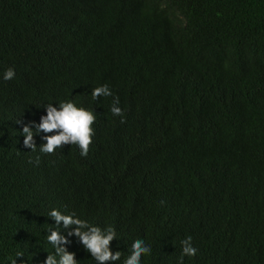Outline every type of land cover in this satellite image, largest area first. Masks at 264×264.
Here are the masks:
<instances>
[{"label":"trees","instance_id":"trees-1","mask_svg":"<svg viewBox=\"0 0 264 264\" xmlns=\"http://www.w3.org/2000/svg\"><path fill=\"white\" fill-rule=\"evenodd\" d=\"M68 101L96 117L86 157L41 152ZM53 209L114 230L105 264L138 239L181 264L188 236L183 264H264V0H0V264H100Z\"/></svg>","mask_w":264,"mask_h":264},{"label":"clouds","instance_id":"clouds-1","mask_svg":"<svg viewBox=\"0 0 264 264\" xmlns=\"http://www.w3.org/2000/svg\"><path fill=\"white\" fill-rule=\"evenodd\" d=\"M15 77V71L9 68L3 75L5 80H12ZM93 99H97L101 96H112L108 85L96 87L91 93ZM119 105V98L115 97L111 112L116 116H123V112ZM96 117L92 111L87 110L83 107H77L74 102H62L60 104V110L58 111L51 104L47 107V116L41 117L42 123L35 125L38 131H44L47 133L56 132V135H49L43 137L47 141L46 144L41 145V152L51 154L54 153L58 147L76 144L81 149V155L87 156L90 145L93 143L94 129L93 124L95 123ZM125 120H121V123H125ZM23 133L26 136L24 139V145L32 150L35 149L33 142V133L29 130V127L23 128ZM50 216L54 218L57 223L63 221L65 227L69 225H77V229L74 232H70L69 236L76 235L80 237L81 242L86 246L87 250L92 254L95 260L99 261L100 264L110 260H119L120 253H113L110 251V244L115 239V232L113 229L108 228L107 234H102L101 229L95 226L90 228V232H81V228L88 227L86 221L81 219H73L72 216L62 215L59 210L53 209L50 212ZM61 237L58 232L52 231L51 235L47 237V240L52 244L56 245L61 241ZM63 242L68 243L66 237H63ZM182 255L180 257L181 264L185 256L195 257L197 249L192 245V238L188 236L182 242ZM57 251H61L57 249ZM150 247L145 245L143 240H135L131 247V256L126 259L125 264H140L141 257L150 254ZM18 258H21V254H17ZM11 264H17V259H13ZM46 264H57V261L51 255L48 257ZM59 264H75L74 254H62L59 260Z\"/></svg>","mask_w":264,"mask_h":264}]
</instances>
